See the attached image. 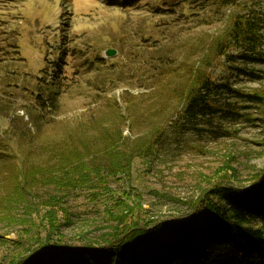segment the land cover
<instances>
[{"label":"rangeland","instance_id":"obj_1","mask_svg":"<svg viewBox=\"0 0 264 264\" xmlns=\"http://www.w3.org/2000/svg\"><path fill=\"white\" fill-rule=\"evenodd\" d=\"M252 1L264 13V0ZM233 12L218 0H0V264L26 256L53 264L55 250L40 256L51 235L49 243L63 249L100 247L123 220L181 223L216 186L253 184L264 169L257 105L221 93L223 112L210 123L175 126L181 101L174 90ZM213 73L245 93L264 87L229 67ZM94 122L121 127L122 151L146 141L152 147L125 179L110 178L108 189L82 180L89 187L73 191L74 171L106 167L86 155L55 161L45 148L76 129L94 137Z\"/></svg>","mask_w":264,"mask_h":264},{"label":"trees","instance_id":"obj_2","mask_svg":"<svg viewBox=\"0 0 264 264\" xmlns=\"http://www.w3.org/2000/svg\"><path fill=\"white\" fill-rule=\"evenodd\" d=\"M218 1L221 8L231 7L234 12L227 27L207 45L202 59L188 63L186 82L174 90V95L181 101L176 112L178 121H175L179 129L196 130L201 120L210 123L212 117L223 112L217 99L221 93L237 94L239 99L250 104L249 109L257 105L264 122V87L245 93L231 89L228 81H219L213 73L215 68L229 67L232 73L246 75L253 81L264 80V13L259 5L251 6L252 0ZM59 63L61 59L55 62V75ZM247 66H261L263 69L248 71ZM48 84L59 87L54 84L53 77ZM93 124L97 126L94 137L85 128L76 129L45 148L50 159L55 161L71 158L74 159L70 161H75L86 155L83 159L98 158L106 167L98 172L74 171L75 177L68 180L70 184H77L71 186L73 191L89 187L80 182L82 180L90 183L92 189L97 187V181L102 186L100 190L108 189L106 185L110 178L123 175L125 179L132 171L134 160L141 158L146 148L152 147V141H146L148 143L138 144L139 148H132V151H122L127 138L121 127ZM94 140L100 141L102 147H94ZM60 189L63 191L64 187ZM190 209L189 218L181 223L145 221L142 224L137 222L141 220L138 217L130 225L123 220L100 247L89 245L83 249H63L49 243L51 235L47 245L40 246L44 251L40 256L46 255L50 249L55 250V257L51 259L53 264H264V169L255 176L249 188L218 185L194 200ZM123 212H128L124 219H129L128 214L133 213L127 209ZM40 247L35 249V254ZM49 259L32 261L33 258L26 256L17 264H49Z\"/></svg>","mask_w":264,"mask_h":264},{"label":"water","instance_id":"obj_3","mask_svg":"<svg viewBox=\"0 0 264 264\" xmlns=\"http://www.w3.org/2000/svg\"><path fill=\"white\" fill-rule=\"evenodd\" d=\"M107 56H114L115 55V51L114 50H109L106 52Z\"/></svg>","mask_w":264,"mask_h":264}]
</instances>
